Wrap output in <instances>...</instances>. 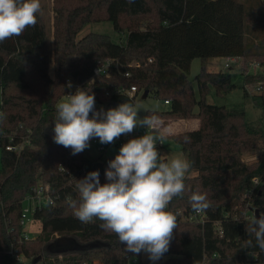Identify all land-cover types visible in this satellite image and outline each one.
<instances>
[{"label":"trees","instance_id":"trees-1","mask_svg":"<svg viewBox=\"0 0 264 264\" xmlns=\"http://www.w3.org/2000/svg\"><path fill=\"white\" fill-rule=\"evenodd\" d=\"M260 1V0H252ZM251 0H54L53 55L47 43L44 17L38 14L35 27L19 37L0 43V264H10L12 247H19L30 258L41 257L43 264H85L100 260L101 264H264V252L246 248L247 221L264 214V152L251 164L242 159L246 150L256 149V141L264 139V128L251 125L245 110L207 101L210 89L225 95L238 84L230 70L210 71L209 58H235L243 77L245 95L248 80L262 83L264 73H247L249 61L262 59L264 52L252 51L250 26H264V20L252 15ZM264 1V0H263ZM110 20L117 31L127 32L124 43L114 42L108 34L89 32L79 37L89 22ZM251 22V23H249ZM204 65L194 79L190 78L194 58ZM111 60L109 74L88 81L94 68ZM53 62L54 74L49 72ZM228 67L229 69L232 67ZM130 70L132 77L125 76ZM82 84L81 89L95 95V110L110 104H135L136 96L146 89L157 98L169 100V109L148 111L159 118H200L197 129L177 133L190 171L197 174L185 178V193L176 197L169 208L181 209L187 217L201 218L193 212L189 196L194 191L208 197L210 207L201 212L199 231L172 238L169 251L158 261L142 253L134 256L124 251L117 236L99 227L101 221L83 224L65 203L71 196L78 199L77 180L96 171L98 160L87 149L72 155L53 141L56 105L69 94L67 79ZM194 81L200 97L196 96ZM135 85L130 96L122 87ZM263 90L251 95L254 105L264 113ZM143 94V93H142ZM197 107V110L195 109ZM91 115V114H90ZM168 117V118H166ZM158 135V133H154ZM14 143L23 142L19 151L8 150L10 136ZM164 146L160 147L162 151ZM100 182L106 183V165L102 164ZM260 178L253 186L252 179ZM49 183L58 196L54 205L38 208L34 217L42 220L39 235L22 237L20 223L23 200L39 181ZM250 193V194H248ZM252 200L247 214H235V203L241 196ZM255 207V208H254ZM255 209V212L253 211ZM181 217L177 215V222ZM69 235L86 244L101 240L102 248L51 253L48 245L57 236ZM179 252H174L177 243ZM39 260V261H40Z\"/></svg>","mask_w":264,"mask_h":264},{"label":"clouds","instance_id":"clouds-1","mask_svg":"<svg viewBox=\"0 0 264 264\" xmlns=\"http://www.w3.org/2000/svg\"><path fill=\"white\" fill-rule=\"evenodd\" d=\"M41 11V0H0V43L35 27ZM67 87H72L71 82ZM139 112L128 102L96 111L95 95L78 88L56 105L53 141L77 155L90 147L93 138L108 145L138 127L146 128L144 135L129 139L108 162L106 183L100 182L99 171L90 172L77 180L78 199L68 196L65 203L81 223L101 221L99 227L114 233L126 253L138 256L143 252L155 262L169 251L178 226L177 214L169 206L174 198L183 197L192 162L179 156L162 158L157 148L166 139L160 132L162 121L155 113L141 118ZM48 203L54 205L51 198ZM189 204L195 213L210 207L207 195L199 191L191 193ZM246 231L255 243L248 239L245 247L264 252V214L258 219L253 215Z\"/></svg>","mask_w":264,"mask_h":264},{"label":"rangeland","instance_id":"rangeland-1","mask_svg":"<svg viewBox=\"0 0 264 264\" xmlns=\"http://www.w3.org/2000/svg\"><path fill=\"white\" fill-rule=\"evenodd\" d=\"M252 1V0H251ZM42 5V11L41 14L44 17V21L47 28V43L49 46V50L51 53V57L53 55V44H54V16L55 12L53 9L54 6V0H41ZM249 8L252 10L253 17H259L261 20H264V1H252L249 3ZM251 23V22H249ZM89 32H98V33H105L108 34L111 39L116 43H124L127 40V32H120L117 31L114 27V24L110 20H102V21H96V22H89L87 23L83 29L79 33V37H83L84 35L88 34ZM248 39L249 42L253 44L252 51H262L264 52V26L262 24H259L258 26H250V29L248 31ZM258 61L261 62L263 68L259 69L258 71L255 69L250 70V73L255 72H263L264 73V62L262 59L256 58ZM226 62L232 63V67L229 69L225 66ZM243 62L239 60V62H236L234 60H230L226 57H217L214 59H211L207 62V69L212 71H219L221 70H230L232 73L236 74V76L233 77V80L238 84V86L233 89L232 91L228 92L225 95H218L217 92L213 89V87L208 92L206 99L209 102L216 103L219 105H226L228 107H234L238 106L240 108H243L245 110V119L253 126L256 127H262L264 128V113L263 110L260 107H257L254 105V102L252 100L251 95L256 94L258 91L256 90V83L254 80H248L247 84V90L249 93L248 95H245V90L243 87V77L240 73L239 65ZM204 65L203 59L200 57H196L192 61L191 65V71H190V78L194 79L195 76L201 71L202 66ZM54 67L53 62L51 61L49 65V72L51 75L54 74ZM257 73V74H258ZM194 88L195 93L197 97H200L199 89L197 82L194 81ZM263 90V89H262ZM264 92V90L262 91ZM143 92L139 93L136 96L135 99V106L140 109L139 116L143 118V116L148 115V111H164L169 109L170 105L165 103L164 98H157L153 92H150L148 96L143 97ZM68 95L64 96L62 100H66ZM1 102H2V91L0 88V108H1ZM119 104H110L105 106V111H107L109 108L117 107ZM197 110V107L195 108ZM163 118H165L163 116ZM160 118L162 121L160 132H163L166 134V139L162 143L164 148L161 151L162 158L170 160L174 157H181L186 158L185 153L182 150L181 144L176 139V134L178 133H184L188 130L197 129L200 127L201 121L198 117H189V118H180V117H173L168 119ZM197 119V125L196 127H193L192 124H189L188 126H184L185 120H192ZM187 122V121H186ZM138 129H143V127H138ZM160 132H157L158 135ZM256 149H250L246 150L242 153V159L251 164L252 162H256L258 160V157L260 154L264 152V139H259L256 141ZM88 154L92 159L98 160V162H101L102 164L106 165V169L108 167V162L110 160H113L115 156L119 153V150L115 146H110L105 152H101L97 145L90 142V147L87 148ZM1 153H2V146L0 142V169L2 168V162H1ZM197 174L196 171H189L187 173V176H193ZM252 200H249L245 197V194H241L239 199L235 203V214L239 215L241 211L243 214H247L249 212L250 208L253 207ZM252 206V207H251ZM255 208V207H254ZM255 212V209L253 210ZM179 217H181L182 220L180 222H177V229L174 230L173 238L177 239L178 236H181L182 234H193L194 232L199 231V225L202 224L201 219L195 217L186 216L182 213V210L179 209L175 212ZM25 229L30 236V238L36 237L40 234L42 229V220L37 219L33 217V220L27 222V225L25 226ZM59 236V235H58ZM57 236V237H58ZM179 242L177 245H174V252H179L180 247H178ZM146 254L142 252V257H145ZM27 259L26 262L28 264H43V262L37 261L34 262L35 258H30L26 255ZM137 260L130 258L129 264H137ZM11 264H19L17 262H13Z\"/></svg>","mask_w":264,"mask_h":264},{"label":"built area","instance_id":"built-area-1","mask_svg":"<svg viewBox=\"0 0 264 264\" xmlns=\"http://www.w3.org/2000/svg\"><path fill=\"white\" fill-rule=\"evenodd\" d=\"M231 60H236L235 58H229ZM111 60H106L103 64L96 66L94 68V73L92 75V77L88 80V81H93L96 77L102 76V75H108L109 74V66H110ZM226 67H230L231 63L230 62H226L225 63ZM263 66L261 64L260 61H256V60H251L249 61V68L247 73H250L252 69L255 70H259L262 69ZM258 73V72H257ZM125 76L127 77H132V72L130 70H127L124 72ZM256 74V72H255ZM71 82L72 84V89L74 91V93L76 92V90L78 88L81 89L82 84L79 82H75L73 81L71 78L67 79V84ZM263 83V82H262ZM262 83H259L258 85H256V90L259 92L262 90L263 86ZM122 92H127L130 96L135 95V93L137 92V87L135 85H132L131 87L127 88V87H122L120 89ZM72 93V94H74ZM169 100H165V103H168ZM146 128L143 129H138L136 128L132 133L128 134V135H122L120 138H118L113 144H108V145H102L99 142L98 138H93L90 142L94 143L97 145L98 149L101 152H105L108 147L110 146H115L118 148V150L120 149V147L126 143L129 139L132 138H137L140 137L142 135L145 134L146 132ZM154 134V133H153ZM14 139L15 137L13 135L10 136V142L7 144L6 148L8 150H13V151H19L23 148L24 143L23 142H19L17 144L14 143ZM163 144H157V148L159 150V152L161 153L160 147ZM260 183V178L259 177H254L252 179V185L256 186L259 185ZM250 194V193H248ZM52 199L54 201V204H56L57 202V198L58 196H55L52 192V188L51 185L49 183H45L43 181H39L36 185H34L32 187V190L30 193L27 194V196L25 197V199L23 200V206H22V213H21V218H20V223L23 227V231H22V237L26 240V239H30V236L28 235L25 226L27 225V222H29L30 220H33L34 217V213L38 208H41L43 205L49 204L48 200ZM201 215V222H203V218H202V214L201 212L198 213ZM11 254L12 257V261L13 262H17L19 264H28L26 262V255L25 253L19 248V247H12V249L9 252ZM10 263V264H11ZM85 264H101L100 260H94L91 263H85Z\"/></svg>","mask_w":264,"mask_h":264},{"label":"water","instance_id":"water-1","mask_svg":"<svg viewBox=\"0 0 264 264\" xmlns=\"http://www.w3.org/2000/svg\"><path fill=\"white\" fill-rule=\"evenodd\" d=\"M149 90L146 89L143 92V97L148 96ZM102 163L97 162L94 165V169L96 171L102 170ZM106 244L101 240H95L86 244L80 243L75 237L69 235H60L55 238L49 245L48 250L51 253H66L70 251H78V250H89L94 248H102ZM41 259V257L35 258L34 262H37Z\"/></svg>","mask_w":264,"mask_h":264},{"label":"crops","instance_id":"crops-1","mask_svg":"<svg viewBox=\"0 0 264 264\" xmlns=\"http://www.w3.org/2000/svg\"><path fill=\"white\" fill-rule=\"evenodd\" d=\"M214 58H217V57H213V58H209V60L208 61H210L211 59H214ZM229 59V58H228ZM231 60V59H230ZM210 71H212V70H210ZM187 121V122H186ZM197 119L195 120V119H192V120H185V121H182V122H184V126L186 127V126H188L189 124H192L193 125V127H196V125H197Z\"/></svg>","mask_w":264,"mask_h":264}]
</instances>
